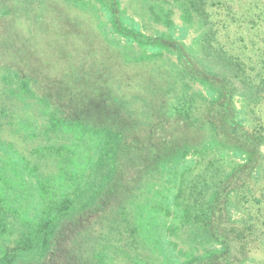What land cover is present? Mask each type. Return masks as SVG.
Wrapping results in <instances>:
<instances>
[{"label":"trees","instance_id":"16d2710c","mask_svg":"<svg viewBox=\"0 0 264 264\" xmlns=\"http://www.w3.org/2000/svg\"><path fill=\"white\" fill-rule=\"evenodd\" d=\"M99 1L115 32L152 54L128 57L64 0H0V82L44 105L53 131H76L94 149L60 198L47 197L40 182L41 206L33 209L12 198L0 163V264H107L115 248L146 263L140 223L159 240L177 236L178 220L219 245L180 264H245L264 245V34L246 33L239 44L227 34L222 43L216 25L226 19L199 16L205 1L185 0L187 23L200 18L205 26L187 50L165 32L129 27L118 0ZM252 7L246 3L245 12L264 16ZM163 50L178 56L181 71L164 61ZM188 80L215 96L191 91ZM208 126L215 151L234 150L245 161L226 172L222 154L205 157L186 180L189 192L174 193L170 220L169 209L149 205L146 190L162 168L205 144ZM236 204L246 211L238 219ZM10 232L17 237L5 248Z\"/></svg>","mask_w":264,"mask_h":264},{"label":"rangeland","instance_id":"374dc122","mask_svg":"<svg viewBox=\"0 0 264 264\" xmlns=\"http://www.w3.org/2000/svg\"><path fill=\"white\" fill-rule=\"evenodd\" d=\"M64 1L76 12L89 16L105 37L128 57H140L145 52L152 54L151 48L144 49L136 42H131L128 38L115 32L111 12L99 0ZM118 1L120 11L129 27L138 28L152 36L165 32L171 35L174 46L181 44L187 50L195 48V41L205 27L200 18H197L195 22L187 23L184 10L185 0ZM198 1H205L201 5L207 10H202L199 16L210 14L211 20L226 19V23L221 21L216 25L222 43H224L227 34L231 39L237 40V44L246 33L254 35L256 30L262 35L264 34V21H262L264 16L253 15L254 17H252L251 13L244 10L246 3L253 2L256 7L252 8L262 12L264 11V0ZM245 18H253L255 25L253 22L250 24L251 26L245 25L243 21ZM230 45L229 47L234 49L236 44L231 43ZM249 46L252 47V45ZM195 56L200 58L201 53L195 52ZM162 58L175 71L183 69L175 53L163 50ZM186 82L192 88L191 91L202 93L207 99L211 100L215 96L207 86L199 82L191 80ZM235 100L238 109L243 110L245 102L242 97L237 95ZM0 118L3 122V126L0 127V163L5 168L3 173L9 184L12 198L17 199L18 203H22L24 208L31 207L33 209L42 202L38 193L41 187L40 182L44 185L49 198H60L69 192L72 187L70 178L75 174L76 176L82 175L84 159L94 152V149L89 146L90 140L82 146V136L78 132L68 131L64 128L53 131L47 108L36 99L23 93L14 83L0 82ZM212 144L213 131L208 126L204 145L191 151L179 161L162 168L161 174H157L154 181L150 182L152 185L148 186L145 194L149 205H159L163 213L166 208L169 209L171 213L169 219L171 220L175 216L173 213L176 208L174 193L185 189L186 186V191L189 192L190 185L186 180L205 157L222 154L226 163V172L230 170L233 163L239 164L245 161L243 153L234 150L215 151L216 148ZM89 148L90 152L86 150ZM261 149L264 154V146ZM172 177L178 178L176 183L170 180ZM259 180H261L260 183L262 180L264 182V173L263 178ZM171 187H174V191L168 198L167 195ZM184 192L185 190H183V194ZM178 201H180V205L184 206L183 197ZM32 209L30 210L32 211ZM232 213L234 218L238 219L245 216L246 211L236 204L232 208ZM176 223L177 236L168 234L159 240L157 237H152L150 233L146 234V231H143L145 225L140 223V241L144 247L142 254H145L146 263H141V261L135 263L133 258H128L115 248L108 251L107 264H180L186 254H200L208 249L219 247L216 243L207 242L206 238L194 231L190 225H182L181 220ZM16 237L17 234L10 232L3 239L2 244L5 248H11ZM245 264H264V245L260 252Z\"/></svg>","mask_w":264,"mask_h":264}]
</instances>
